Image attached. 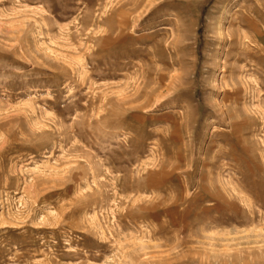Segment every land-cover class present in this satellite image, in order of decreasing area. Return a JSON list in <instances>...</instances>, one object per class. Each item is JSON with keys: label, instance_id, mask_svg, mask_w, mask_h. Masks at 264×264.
<instances>
[{"label": "rangeland", "instance_id": "obj_1", "mask_svg": "<svg viewBox=\"0 0 264 264\" xmlns=\"http://www.w3.org/2000/svg\"><path fill=\"white\" fill-rule=\"evenodd\" d=\"M0 264H264V0H0Z\"/></svg>", "mask_w": 264, "mask_h": 264}, {"label": "bare ground", "instance_id": "obj_2", "mask_svg": "<svg viewBox=\"0 0 264 264\" xmlns=\"http://www.w3.org/2000/svg\"><path fill=\"white\" fill-rule=\"evenodd\" d=\"M103 39V38H102ZM156 168V167H155Z\"/></svg>", "mask_w": 264, "mask_h": 264}]
</instances>
